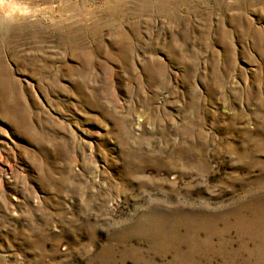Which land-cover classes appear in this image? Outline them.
I'll return each mask as SVG.
<instances>
[{
  "label": "rangeland",
  "instance_id": "1",
  "mask_svg": "<svg viewBox=\"0 0 264 264\" xmlns=\"http://www.w3.org/2000/svg\"><path fill=\"white\" fill-rule=\"evenodd\" d=\"M0 264H264V0H0Z\"/></svg>",
  "mask_w": 264,
  "mask_h": 264
}]
</instances>
